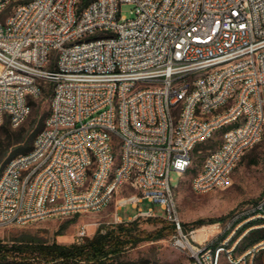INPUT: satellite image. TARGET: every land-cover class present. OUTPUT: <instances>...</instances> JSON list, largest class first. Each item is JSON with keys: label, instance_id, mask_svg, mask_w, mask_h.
<instances>
[{"label": "built area", "instance_id": "built-area-1", "mask_svg": "<svg viewBox=\"0 0 264 264\" xmlns=\"http://www.w3.org/2000/svg\"><path fill=\"white\" fill-rule=\"evenodd\" d=\"M0 0V126H21L51 89L33 149L0 175V227L101 212L124 187L115 223L162 218L188 264H252L264 196L224 220L183 223L172 172L218 134L191 180L230 185L264 134V0ZM133 5V17L121 14ZM145 200L160 204L143 209ZM131 204L128 220L117 210ZM90 235L83 224L76 242ZM173 264V263H170Z\"/></svg>", "mask_w": 264, "mask_h": 264}, {"label": "rangeland", "instance_id": "rangeland-1", "mask_svg": "<svg viewBox=\"0 0 264 264\" xmlns=\"http://www.w3.org/2000/svg\"><path fill=\"white\" fill-rule=\"evenodd\" d=\"M132 9V4L124 3L121 6V14L130 19L133 17ZM50 91L51 89L46 88L41 96L33 99L32 112L21 126L13 128L7 120L0 126L2 144L7 141L8 133H6V129L9 128V135L12 138L16 137L22 128L25 129L22 132L28 136L40 126L42 121L45 122L50 107ZM219 138L216 134L213 139L204 144L201 152L195 155L191 171L185 172L182 176L177 172L171 174L172 183L177 184L175 194L180 217L186 226L194 225V222L199 219L209 221L221 216L231 217L264 196V134L262 139L242 156L233 171L229 186L206 193H197L192 189L191 180L193 175L201 166L208 149L217 144ZM23 143L11 145L2 160L10 157L17 148L24 145ZM136 192L138 191L134 188L124 187L115 195L112 203L101 212L47 219L26 226L0 227V238L4 241H10L22 234L29 233L42 240H56L59 243L71 244L76 241L77 232L83 224H88L90 232V235L86 238L92 237L99 227L118 224L114 222L113 218L118 201L128 194ZM140 206L143 209L152 206L157 216L165 215V211L160 204H153L145 200ZM136 212L137 209L132 207L131 204H126L117 210L118 215L125 221ZM133 221L135 229L142 233V240L135 247L128 248L125 252L124 258L130 264H188L187 253L174 248L171 244L170 238L173 230L167 220L162 218H137ZM61 227H64L62 234H57ZM164 227L167 228L163 230ZM161 229L164 236L155 238V233ZM260 229L263 230L264 234V228ZM247 236L248 234L240 242L238 252L251 244L250 238ZM252 264H264V251L253 258Z\"/></svg>", "mask_w": 264, "mask_h": 264}, {"label": "trees", "instance_id": "trees-1", "mask_svg": "<svg viewBox=\"0 0 264 264\" xmlns=\"http://www.w3.org/2000/svg\"><path fill=\"white\" fill-rule=\"evenodd\" d=\"M88 1L83 0V5ZM31 104L33 107V100ZM44 125L45 122L42 121L40 126L28 136L22 132L25 130L22 128L14 138L9 135V128L6 129L8 133L6 143L2 144L0 140V175L12 158L27 154L33 149L36 136ZM21 142H24V145L17 148L10 157L2 160L11 145ZM205 143L199 144L196 150L201 149ZM226 217L221 216L209 221L199 219L194 222V226L224 220ZM166 228L164 227L163 230ZM63 229L64 227H61L57 234H62ZM162 236H164L162 229L154 235L155 238ZM263 236L262 229L254 228L249 231L247 237L252 244ZM141 240L142 233L135 229L134 221L99 227L92 237L71 244L42 240L36 235L27 233L10 241L0 238V264H130L124 258V254L128 248L135 247Z\"/></svg>", "mask_w": 264, "mask_h": 264}]
</instances>
